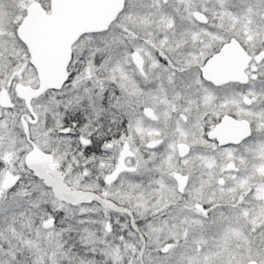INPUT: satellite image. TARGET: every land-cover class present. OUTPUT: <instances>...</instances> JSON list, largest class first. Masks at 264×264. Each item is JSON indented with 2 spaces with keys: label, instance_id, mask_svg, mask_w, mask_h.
Returning <instances> with one entry per match:
<instances>
[{
  "label": "snow or ice",
  "instance_id": "obj_1",
  "mask_svg": "<svg viewBox=\"0 0 264 264\" xmlns=\"http://www.w3.org/2000/svg\"><path fill=\"white\" fill-rule=\"evenodd\" d=\"M0 264H264V0H0Z\"/></svg>",
  "mask_w": 264,
  "mask_h": 264
}]
</instances>
